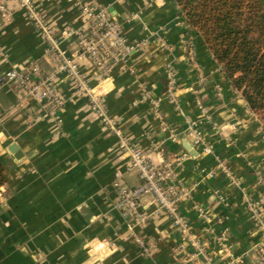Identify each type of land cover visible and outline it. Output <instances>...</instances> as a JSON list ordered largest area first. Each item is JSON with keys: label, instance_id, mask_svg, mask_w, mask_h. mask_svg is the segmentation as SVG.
<instances>
[{"label": "crops", "instance_id": "1", "mask_svg": "<svg viewBox=\"0 0 264 264\" xmlns=\"http://www.w3.org/2000/svg\"><path fill=\"white\" fill-rule=\"evenodd\" d=\"M2 1L11 16L0 30V160L6 172L0 186V264H184V252L175 249L178 234L150 196L139 201L147 213L141 225L114 209L115 174L122 173L126 187L139 179L119 158L118 137L89 111L84 96L71 95L73 82L64 74L54 76L64 105L54 119L36 121V103L25 98L17 82L3 80L7 70L31 63L51 75L55 63L17 0ZM30 1L58 36V48L67 55L76 51V37L63 34L84 22L75 1ZM81 1L104 8L128 41L145 40L126 61L113 64L101 83L90 61L81 60L89 85L102 95L122 136L150 152L155 164L176 163L177 176L189 190L179 211L217 264H258L257 246L264 235L245 203L246 197L261 200L264 217V181L257 179L264 180V139L258 118L173 0ZM169 67L178 110L165 96ZM156 84L161 86L158 96L152 92ZM156 104L161 120L152 113ZM192 129L226 163L240 187L219 170L214 156L193 145ZM10 143L21 158L7 152ZM210 171L212 178L207 177ZM195 206L207 216L211 235H204ZM222 231L225 250L212 242ZM129 232L142 238L148 256Z\"/></svg>", "mask_w": 264, "mask_h": 264}, {"label": "built area", "instance_id": "2", "mask_svg": "<svg viewBox=\"0 0 264 264\" xmlns=\"http://www.w3.org/2000/svg\"><path fill=\"white\" fill-rule=\"evenodd\" d=\"M73 1L78 6L84 22L77 29H69L63 32L66 36L76 37L77 50L67 55L58 48V36L36 6L30 0H17L27 19L41 33L48 49L52 50L55 68L51 75H45L36 64L31 63L20 69L7 70L4 73L3 80L17 82L25 98L36 103L39 112L34 119L38 121L45 117L50 119L57 117V113L65 101L54 88L52 79L58 74L67 76L73 82L71 95L84 96L87 100L89 111L99 119L108 132L118 137L117 151L119 158L124 162L126 171L134 172L139 179V183L136 186L126 187L121 182L122 173L115 174V178L112 181V188L115 192L114 209L123 217L130 218L133 224L141 225L146 222L147 213L140 209L139 201L143 197L150 196L151 201L157 205L159 210L168 216L172 229L178 234L179 241L175 249L184 252L182 263L199 260V264H217L214 256L208 252L207 243L193 235L188 218L179 211V204L188 197L189 190L177 176L176 163L165 161L161 164H155L152 161L150 152L133 145L123 137L117 119L106 112L102 95L89 85L81 68L82 59L90 61L94 68L95 77L101 83L113 64L126 61L130 53L138 51L145 45V40L138 42L128 41L117 22L108 15L104 8H93L81 0ZM10 16V9L5 2L0 0V30ZM132 18L134 19L135 16H132ZM191 51V48H189V61L193 62L194 58ZM1 54L0 49V56ZM175 87L176 81L172 69L169 67L165 96L173 104L174 109L178 110L174 96ZM152 113L161 120L157 104L153 107ZM190 133L193 136V145L198 146L202 154L215 157L211 147L201 140L194 129ZM262 136L264 139L263 131ZM170 137L172 140L176 139L174 135ZM215 159L219 170L232 184L240 187L239 181L231 174L226 163L217 157ZM213 176V172L207 173L208 178ZM257 179L259 182L264 181L259 176ZM245 203L253 217V224L264 235L262 201L246 197ZM195 209L203 222L204 235H211L213 232L212 228L207 224V216L201 208L195 206ZM127 235L130 236L145 255H149V250L142 238L132 232ZM223 240V231L212 236V242L218 244L220 250H225ZM257 254L260 257L258 264H264V239L257 246Z\"/></svg>", "mask_w": 264, "mask_h": 264}, {"label": "trees", "instance_id": "3", "mask_svg": "<svg viewBox=\"0 0 264 264\" xmlns=\"http://www.w3.org/2000/svg\"><path fill=\"white\" fill-rule=\"evenodd\" d=\"M173 1L264 132V0Z\"/></svg>", "mask_w": 264, "mask_h": 264}, {"label": "water", "instance_id": "4", "mask_svg": "<svg viewBox=\"0 0 264 264\" xmlns=\"http://www.w3.org/2000/svg\"><path fill=\"white\" fill-rule=\"evenodd\" d=\"M160 88H161V86L159 84H156L155 85V88L152 90L153 94H155L156 96H158L159 93H160ZM185 148L189 150V147L187 145L185 146ZM7 152H9L11 154V156L13 158H15V159L21 158V154L18 151V147H17V145L15 143H10L7 146Z\"/></svg>", "mask_w": 264, "mask_h": 264}]
</instances>
